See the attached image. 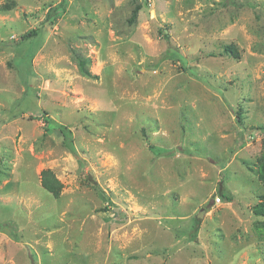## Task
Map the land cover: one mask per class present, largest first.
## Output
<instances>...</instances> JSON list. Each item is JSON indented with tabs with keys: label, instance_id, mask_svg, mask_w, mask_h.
<instances>
[{
	"label": "rangeland",
	"instance_id": "374dc122",
	"mask_svg": "<svg viewBox=\"0 0 264 264\" xmlns=\"http://www.w3.org/2000/svg\"><path fill=\"white\" fill-rule=\"evenodd\" d=\"M260 174L264 0H0V264H264Z\"/></svg>",
	"mask_w": 264,
	"mask_h": 264
},
{
	"label": "trees",
	"instance_id": "16d2710c",
	"mask_svg": "<svg viewBox=\"0 0 264 264\" xmlns=\"http://www.w3.org/2000/svg\"><path fill=\"white\" fill-rule=\"evenodd\" d=\"M138 10H139V6H136L133 9L132 15L128 19L130 22L133 21ZM50 16H52V17L55 16V13L50 15ZM36 33H37L36 30H33L27 36H34V35H36ZM34 48L35 47H33L32 49H34ZM32 55H33V51L31 50L29 57L31 58ZM76 61H77V65H78V68H79V71L81 72V74H83L85 76H89L90 75V71L88 69L89 59L78 56ZM237 120L240 122L241 118L239 116H237ZM59 130L63 135V142L66 145V147L69 148L70 150H73L71 134H70L68 128L65 125H61L59 127ZM167 151H169V149H167ZM167 151H166V153H167ZM258 177H259V179H261L264 182V176L262 174H260ZM40 183H41L42 187L46 191H48L52 196H54V197L59 196L60 190L62 188V183L57 179V177H55L54 173L50 169H44L41 171ZM253 210H254L255 215L264 216V202L257 203L254 206Z\"/></svg>",
	"mask_w": 264,
	"mask_h": 264
},
{
	"label": "built area",
	"instance_id": "2783aa9c",
	"mask_svg": "<svg viewBox=\"0 0 264 264\" xmlns=\"http://www.w3.org/2000/svg\"><path fill=\"white\" fill-rule=\"evenodd\" d=\"M215 202H216V203H218V202H219V198H218V197H216V199H215Z\"/></svg>",
	"mask_w": 264,
	"mask_h": 264
},
{
	"label": "water",
	"instance_id": "95a60500",
	"mask_svg": "<svg viewBox=\"0 0 264 264\" xmlns=\"http://www.w3.org/2000/svg\"><path fill=\"white\" fill-rule=\"evenodd\" d=\"M202 211H203V210H201V211L198 213V216H201Z\"/></svg>",
	"mask_w": 264,
	"mask_h": 264
}]
</instances>
